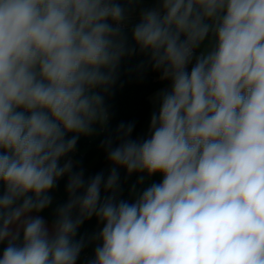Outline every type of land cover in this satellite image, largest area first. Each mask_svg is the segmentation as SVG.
I'll use <instances>...</instances> for the list:
<instances>
[{
  "label": "clouds",
  "instance_id": "9594fccd",
  "mask_svg": "<svg viewBox=\"0 0 264 264\" xmlns=\"http://www.w3.org/2000/svg\"><path fill=\"white\" fill-rule=\"evenodd\" d=\"M139 3L0 0V264H77L93 217L87 264H264V0H156L129 38ZM137 56L168 86L134 138L107 99ZM104 132L86 177L78 141ZM121 169L162 180L124 200Z\"/></svg>",
  "mask_w": 264,
  "mask_h": 264
},
{
  "label": "trees",
  "instance_id": "16d2710c",
  "mask_svg": "<svg viewBox=\"0 0 264 264\" xmlns=\"http://www.w3.org/2000/svg\"><path fill=\"white\" fill-rule=\"evenodd\" d=\"M142 1L146 0H141V2ZM145 59V57L137 56L131 61H125L122 63L119 79L113 90L114 95L107 99L111 113L110 128L114 129L121 121H134L136 125L133 132L134 138L138 136V133L150 111L148 96L154 91L167 85V82H161L158 78V74L153 73L150 69L145 71L142 75L134 70L130 71V69H134V66L140 60ZM105 135H107L106 132L101 133L93 142H86L82 138L78 141L77 148L81 151V157L76 159V161L80 162V165L85 169L86 177L100 172L102 167L108 162L106 159V153L100 147V142L104 139ZM141 175L144 176V182L142 184L138 183L139 176ZM120 177V198L128 201L134 199V194L131 191L133 185L136 186V192H140L151 183H159L162 180V176L159 174L148 177L146 173H134L131 176H128L124 169L120 170ZM64 185L65 180H60L56 189L59 191V198L54 202L51 208L41 213L49 223H51L53 219V209L56 204L62 203L66 199ZM95 223H97L95 217L86 220L78 229L75 239H80L81 237L84 238L85 233ZM2 248L3 246L0 245V254H2ZM86 253H88V251L85 247L82 250L77 264Z\"/></svg>",
  "mask_w": 264,
  "mask_h": 264
},
{
  "label": "crops",
  "instance_id": "0c3cea01",
  "mask_svg": "<svg viewBox=\"0 0 264 264\" xmlns=\"http://www.w3.org/2000/svg\"><path fill=\"white\" fill-rule=\"evenodd\" d=\"M155 3H156V0H146V1H142L141 3H139L136 7H137V12L133 15L132 17V20L131 22L128 24V34L130 36V31H131V27L136 23L138 22V11L140 8H151L153 6H155ZM168 86L165 85L164 87L154 91L153 93H151L149 96H148V103H149V106H150V111L148 113V116L146 117L139 133H138V136H144L146 133H147V129H148V126H149V122H150V116H151V113L156 109V105L153 103V97L155 95V93H157L159 90L163 89V88H166ZM100 135V134H99ZM99 135L97 136H94V137H81L84 141L86 142H93L95 141ZM137 136V137H138ZM80 138V139H81ZM111 167V165L109 164V162H107L101 169V171H104L105 174H107L109 168ZM102 227V225L95 223L93 226H91L88 231L85 233L84 235V240H85V243H86V249L88 251V253H86L82 259H80V261L78 262V264H87V261L93 256V252H94V247H95V243L91 241V237L93 236L94 233L98 232L100 230V228Z\"/></svg>",
  "mask_w": 264,
  "mask_h": 264
},
{
  "label": "built area",
  "instance_id": "2783aa9c",
  "mask_svg": "<svg viewBox=\"0 0 264 264\" xmlns=\"http://www.w3.org/2000/svg\"><path fill=\"white\" fill-rule=\"evenodd\" d=\"M81 157V151L77 148L76 152L73 154V159H79Z\"/></svg>",
  "mask_w": 264,
  "mask_h": 264
},
{
  "label": "rangeland",
  "instance_id": "374dc122",
  "mask_svg": "<svg viewBox=\"0 0 264 264\" xmlns=\"http://www.w3.org/2000/svg\"><path fill=\"white\" fill-rule=\"evenodd\" d=\"M58 194H59V191L58 190H54V192H53L54 202L59 198Z\"/></svg>",
  "mask_w": 264,
  "mask_h": 264
}]
</instances>
